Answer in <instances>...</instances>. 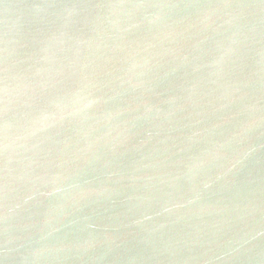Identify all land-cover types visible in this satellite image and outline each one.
Wrapping results in <instances>:
<instances>
[{
	"label": "water",
	"instance_id": "water-1",
	"mask_svg": "<svg viewBox=\"0 0 264 264\" xmlns=\"http://www.w3.org/2000/svg\"><path fill=\"white\" fill-rule=\"evenodd\" d=\"M0 264H264V0H0Z\"/></svg>",
	"mask_w": 264,
	"mask_h": 264
}]
</instances>
